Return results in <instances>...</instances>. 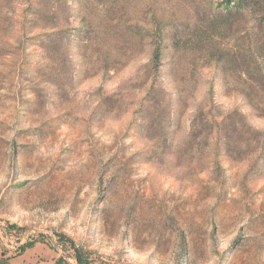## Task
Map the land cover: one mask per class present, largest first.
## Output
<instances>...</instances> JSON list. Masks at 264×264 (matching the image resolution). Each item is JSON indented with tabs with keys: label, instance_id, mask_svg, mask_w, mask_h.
<instances>
[{
	"label": "rangeland",
	"instance_id": "374dc122",
	"mask_svg": "<svg viewBox=\"0 0 264 264\" xmlns=\"http://www.w3.org/2000/svg\"><path fill=\"white\" fill-rule=\"evenodd\" d=\"M225 8L0 0V264H264V15Z\"/></svg>",
	"mask_w": 264,
	"mask_h": 264
},
{
	"label": "trees",
	"instance_id": "16d2710c",
	"mask_svg": "<svg viewBox=\"0 0 264 264\" xmlns=\"http://www.w3.org/2000/svg\"><path fill=\"white\" fill-rule=\"evenodd\" d=\"M228 13L232 11H236L240 14L253 13L259 16L264 15V0H226V8ZM162 47H157L153 52V57L151 59V66L154 70H158L161 62H162ZM254 59V60H253ZM253 62L251 63V61ZM238 72L241 76H244L246 79L251 80L255 85L264 88V42H260L257 50L255 51V55L249 60L246 56H242L241 60H239ZM239 117L243 118L242 115H239L236 112H232L222 118L220 123H215L211 121V124L216 126H223L218 132V135H224L223 141L226 140V144L232 141V139L236 138L237 129L233 126L234 118ZM195 123L193 121L192 131L189 136V141H193L195 138L193 137V133L195 131ZM245 125V124H243ZM256 134H258L256 132ZM230 136H233L230 138ZM229 137V138H228ZM229 145H225L226 151L228 154L233 152V148H230Z\"/></svg>",
	"mask_w": 264,
	"mask_h": 264
}]
</instances>
